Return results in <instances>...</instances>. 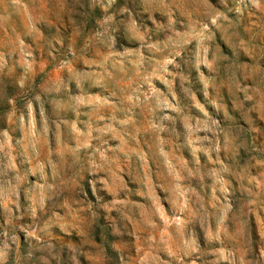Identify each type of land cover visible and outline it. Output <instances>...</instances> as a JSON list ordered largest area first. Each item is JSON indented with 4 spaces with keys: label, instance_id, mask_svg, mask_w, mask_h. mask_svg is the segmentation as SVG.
I'll use <instances>...</instances> for the list:
<instances>
[{
    "label": "rangeland",
    "instance_id": "1",
    "mask_svg": "<svg viewBox=\"0 0 264 264\" xmlns=\"http://www.w3.org/2000/svg\"><path fill=\"white\" fill-rule=\"evenodd\" d=\"M5 242L264 264V0H0Z\"/></svg>",
    "mask_w": 264,
    "mask_h": 264
},
{
    "label": "clouds",
    "instance_id": "2",
    "mask_svg": "<svg viewBox=\"0 0 264 264\" xmlns=\"http://www.w3.org/2000/svg\"><path fill=\"white\" fill-rule=\"evenodd\" d=\"M79 211V209L73 210V212H70V215H74L75 212ZM33 212H35V209H33ZM52 219V217H50ZM16 225L12 224L11 221H9V229L8 234H6V241H11L13 244L15 243V237L10 235L11 232L15 230ZM31 253L21 254L17 252L15 249L9 248V243L5 242L3 244V247L0 248V264H13V261L15 260L16 264H31Z\"/></svg>",
    "mask_w": 264,
    "mask_h": 264
}]
</instances>
